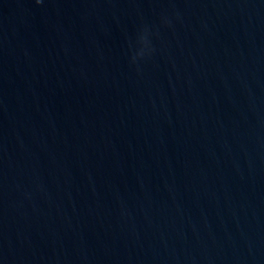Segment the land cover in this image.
Segmentation results:
<instances>
[{"label": "water", "instance_id": "obj_1", "mask_svg": "<svg viewBox=\"0 0 264 264\" xmlns=\"http://www.w3.org/2000/svg\"><path fill=\"white\" fill-rule=\"evenodd\" d=\"M0 264H264V0H0Z\"/></svg>", "mask_w": 264, "mask_h": 264}, {"label": "clouds", "instance_id": "obj_2", "mask_svg": "<svg viewBox=\"0 0 264 264\" xmlns=\"http://www.w3.org/2000/svg\"><path fill=\"white\" fill-rule=\"evenodd\" d=\"M38 2H39V0H38ZM141 39H143V37Z\"/></svg>", "mask_w": 264, "mask_h": 264}]
</instances>
